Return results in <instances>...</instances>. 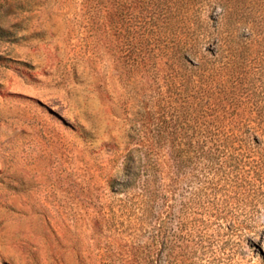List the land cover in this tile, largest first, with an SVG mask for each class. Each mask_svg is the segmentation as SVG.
Here are the masks:
<instances>
[{"label": "rangeland", "instance_id": "1", "mask_svg": "<svg viewBox=\"0 0 264 264\" xmlns=\"http://www.w3.org/2000/svg\"><path fill=\"white\" fill-rule=\"evenodd\" d=\"M124 1L0 0V264H155L203 234L223 264H264V0L234 14L233 136L193 147L176 91L197 24ZM129 150L147 183L124 184Z\"/></svg>", "mask_w": 264, "mask_h": 264}, {"label": "trees", "instance_id": "2", "mask_svg": "<svg viewBox=\"0 0 264 264\" xmlns=\"http://www.w3.org/2000/svg\"><path fill=\"white\" fill-rule=\"evenodd\" d=\"M95 1L104 6L109 2L122 15L126 7L124 0ZM140 2L141 7L148 13V20L177 26L183 23L188 24L189 27L197 24L198 27L197 31L194 27L190 31L188 29L190 44L188 51L182 53V57L187 61L185 65L187 79L186 84L182 81L177 84L179 90L176 91L178 96H184L185 111L188 115L185 128L189 133L184 143L193 147L195 137L198 140L201 137L216 139L226 133H228L226 137H232L233 130L231 127L226 130L221 120L229 109L221 104V99L231 96L233 88L234 14L237 6L241 4L245 12L248 0H140ZM203 13H206L205 17ZM120 15V19L123 20L124 17ZM198 43L206 44L205 51L195 49ZM181 85H184V88L180 87ZM198 148H204V145L199 144ZM210 149L211 147L208 148ZM143 158V155L135 157L132 150L126 154L124 181L126 186L140 172L145 175L144 182L149 181L148 169L141 168L140 163L143 162ZM216 163L219 162L215 157H210L209 164L214 167ZM204 224L208 225V222ZM216 242V239L207 240L203 234L200 238V246L192 249L184 241L178 244L174 239L169 243L162 239V243L157 248L160 259H155L153 262L161 264L160 261L164 257L165 264H223L225 251L220 252Z\"/></svg>", "mask_w": 264, "mask_h": 264}]
</instances>
